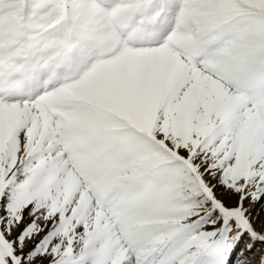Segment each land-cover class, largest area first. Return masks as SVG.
Here are the masks:
<instances>
[{"label":"snow or ice","instance_id":"snow-or-ice-1","mask_svg":"<svg viewBox=\"0 0 264 264\" xmlns=\"http://www.w3.org/2000/svg\"><path fill=\"white\" fill-rule=\"evenodd\" d=\"M0 264H264V0H0Z\"/></svg>","mask_w":264,"mask_h":264}]
</instances>
